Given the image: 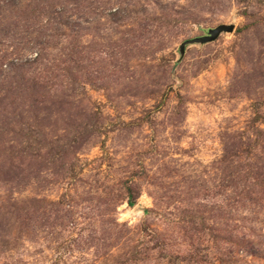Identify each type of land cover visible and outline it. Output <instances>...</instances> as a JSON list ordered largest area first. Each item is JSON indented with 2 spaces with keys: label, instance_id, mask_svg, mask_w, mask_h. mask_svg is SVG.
I'll return each mask as SVG.
<instances>
[{
  "label": "rangeland",
  "instance_id": "obj_1",
  "mask_svg": "<svg viewBox=\"0 0 264 264\" xmlns=\"http://www.w3.org/2000/svg\"><path fill=\"white\" fill-rule=\"evenodd\" d=\"M0 264H264V0H0Z\"/></svg>",
  "mask_w": 264,
  "mask_h": 264
},
{
  "label": "water",
  "instance_id": "obj_2",
  "mask_svg": "<svg viewBox=\"0 0 264 264\" xmlns=\"http://www.w3.org/2000/svg\"><path fill=\"white\" fill-rule=\"evenodd\" d=\"M233 31V26L232 25H225L221 24L216 26L215 28L209 29L206 33V35L196 37L190 40H186L182 42L179 46V54L182 55L184 52V48L186 45H191V44H207L210 43L221 34V33H230Z\"/></svg>",
  "mask_w": 264,
  "mask_h": 264
}]
</instances>
